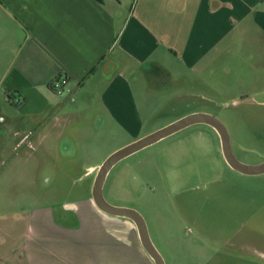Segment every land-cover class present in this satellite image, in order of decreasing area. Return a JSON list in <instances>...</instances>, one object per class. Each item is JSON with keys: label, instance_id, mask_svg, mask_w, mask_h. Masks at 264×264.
Wrapping results in <instances>:
<instances>
[{"label": "crops", "instance_id": "0c3cea01", "mask_svg": "<svg viewBox=\"0 0 264 264\" xmlns=\"http://www.w3.org/2000/svg\"><path fill=\"white\" fill-rule=\"evenodd\" d=\"M134 2L0 0V140L48 156L67 138L79 150V134L137 141L155 132L143 135L156 109L136 87H226L236 64L264 70V0ZM61 76L70 92L60 97L50 85ZM70 202L57 214L31 197L1 199L15 207L0 211V264H155L135 223L100 211L91 189Z\"/></svg>", "mask_w": 264, "mask_h": 264}, {"label": "rangeland", "instance_id": "374dc122", "mask_svg": "<svg viewBox=\"0 0 264 264\" xmlns=\"http://www.w3.org/2000/svg\"><path fill=\"white\" fill-rule=\"evenodd\" d=\"M234 74L226 87H199L181 79L173 87H136L156 109L143 135L191 114H209L228 128L239 160L264 162V70L255 73L236 64ZM253 74L260 87H240L241 78L251 83ZM18 106L4 104V110L14 116ZM102 134L91 141L79 134V150L65 136L55 141L61 149L51 156L42 148L16 147L13 135L0 140V200L20 199L18 206H23L31 197L59 214L62 206L92 191L97 173L89 176L90 167H100L135 142ZM104 195L110 204L143 215L166 264H264V175L232 170L218 134L208 125L191 126L119 162ZM11 207L0 203L1 212ZM132 256L139 260L133 249Z\"/></svg>", "mask_w": 264, "mask_h": 264}, {"label": "water", "instance_id": "95a60500", "mask_svg": "<svg viewBox=\"0 0 264 264\" xmlns=\"http://www.w3.org/2000/svg\"><path fill=\"white\" fill-rule=\"evenodd\" d=\"M199 124L208 125L216 131L221 141L223 157L232 170L245 176L264 175V162L256 165H249L238 159L232 148L229 130L219 118L209 114H191L113 153L99 167L94 181L92 197L97 208L107 215L133 221L138 229L143 248L155 264L166 263L152 241L147 221L143 215L135 209L110 204L104 195L105 183L111 170L119 162L191 126Z\"/></svg>", "mask_w": 264, "mask_h": 264}, {"label": "built area", "instance_id": "2783aa9c", "mask_svg": "<svg viewBox=\"0 0 264 264\" xmlns=\"http://www.w3.org/2000/svg\"><path fill=\"white\" fill-rule=\"evenodd\" d=\"M67 84H68V78L66 76H61L55 79L51 83L50 87L55 94L62 96L65 92H70L69 89H66ZM11 103L13 105H20L22 103V99L19 96H14L13 99H11Z\"/></svg>", "mask_w": 264, "mask_h": 264}, {"label": "trees", "instance_id": "16d2710c", "mask_svg": "<svg viewBox=\"0 0 264 264\" xmlns=\"http://www.w3.org/2000/svg\"><path fill=\"white\" fill-rule=\"evenodd\" d=\"M96 1L99 2V3H103L104 2V0H96ZM136 2H137V0H135L134 5H135Z\"/></svg>", "mask_w": 264, "mask_h": 264}]
</instances>
